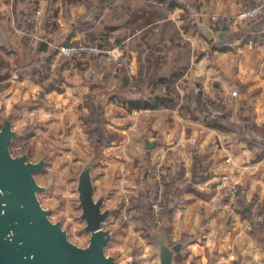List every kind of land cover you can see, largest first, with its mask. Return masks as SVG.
<instances>
[{
    "label": "crops",
    "instance_id": "0c3cea01",
    "mask_svg": "<svg viewBox=\"0 0 264 264\" xmlns=\"http://www.w3.org/2000/svg\"><path fill=\"white\" fill-rule=\"evenodd\" d=\"M64 1L56 0L57 5H52L56 17ZM66 1L71 14L76 10L83 14L88 7L83 0ZM249 1L181 0L173 5L170 0H99L102 44L119 51L116 59L109 60L107 51L108 56L71 63L64 77L67 84L61 90L50 88L48 108H38L48 123L79 120L85 95L92 96L93 107L103 108L105 123H110L105 126L113 138L106 146L107 154L100 151L99 185L103 191L99 196L105 194V205L114 211L118 210L120 192L139 195L157 187V198L162 191L159 169H164L170 180L176 176L178 181H186L170 220L171 242L183 243L176 264H264L260 242L264 233L255 235L247 229V215L227 210L225 191L227 185L238 184L247 201L264 202V14L221 33L209 16L211 12L235 14ZM11 5L17 12H28V4L21 0H0V16L6 24L15 13H11ZM202 6L206 13H199ZM14 18L16 21L10 19V23L19 20ZM87 21L80 22L84 25ZM126 29L134 34L127 38ZM137 29L142 32L137 34ZM76 31L74 26L65 30L67 37H76ZM20 43L8 46L21 57L24 43ZM42 46L46 47L43 52L53 51L48 43ZM144 70L147 83L143 87L151 91L148 97L160 96L162 103L130 108L125 104L133 91L130 81L142 79ZM20 84L33 92L42 89L30 78ZM235 86L240 89L238 95L232 93ZM201 90L214 99H227L223 113L237 125L246 124L248 137L236 128L210 123L194 104L180 108V100L185 96L198 98ZM28 92L6 93L2 100L5 113L15 112V102ZM18 110L19 120L22 110ZM147 141L153 146L148 148Z\"/></svg>",
    "mask_w": 264,
    "mask_h": 264
},
{
    "label": "rangeland",
    "instance_id": "374dc122",
    "mask_svg": "<svg viewBox=\"0 0 264 264\" xmlns=\"http://www.w3.org/2000/svg\"><path fill=\"white\" fill-rule=\"evenodd\" d=\"M21 1L24 5L25 3L28 4L27 20L24 22L26 25L24 26L23 31L19 33L21 36H18V41H14V43L18 44L23 42L30 51V54L28 58H25L24 60L22 59V56L20 57L19 55H16V53L13 52L14 50H11L8 44L0 42V126L3 122V116L7 115L2 102L5 94L9 92L17 94V91L18 93L22 92L25 94V92L29 90L30 92L28 93L29 95L31 94V96L28 95L27 97L20 98L21 100H17L13 106L15 110L14 127L19 131V134L11 145L12 152L14 154L29 152L30 158L33 161H38L44 156L48 157L45 168L36 174V177L41 184L50 187L49 190L39 193L41 202L45 207L51 209L50 217L52 220L63 221V226L68 230L69 237L73 242L81 246H86L90 241V233L85 230L86 222L80 216L82 209L79 206V193L77 191L78 175L83 166L88 161H91L97 153L95 129H100L99 137L104 139V146L101 149L102 154L104 151L105 153L108 152L106 146L109 147L113 136L109 127L105 126V124L108 125L110 123H105L102 128L99 127V117L97 112V108L99 107H93L92 96L90 95H85L83 97L84 108H82V112H79L81 113L80 115L78 113L80 116L78 117L79 120L76 121L72 119V123H68L70 119H67L66 123H48L46 114H39L40 111H38V108L42 106L48 108V100L46 97L47 93L51 91L50 88L53 89L54 86H56L55 88L61 90L63 85L67 84L64 77L68 74V69L71 63L84 59L93 60L99 56L107 55V51L109 53V56L107 55L109 60H115V55H117L119 51L101 46V43H103V40L105 41V38L102 31H99V11L96 10V5L99 7V0H88L93 5H89L87 0H83L84 3L88 4V7L83 14L77 10L76 13L72 14L68 12L66 8L69 7V4H67V1L65 0L60 5L61 12H59L58 17H56L55 12H53L55 9L53 11L51 9L52 5L53 7L54 5H57L56 0ZM10 8L13 11L11 12L12 14L15 12L14 15L10 17L11 20L15 19L14 16L19 17L24 11L20 10L17 12L13 5H11ZM201 9H203L206 13L205 6H202ZM58 11L59 10H56V12ZM36 12H38L39 15H37ZM96 13L98 15H96ZM35 14L37 17H34ZM211 14L226 13L211 12L209 13V16ZM10 19L7 20L9 31L11 33H16L18 30V23L21 21L17 18V22L12 24L9 21ZM85 19H88V21L83 25V22L80 21ZM73 21H75L76 24L72 25L71 22ZM211 22L213 21L211 20ZM22 24L23 23H20V25ZM79 25L81 27H78ZM72 26L77 29L76 37H67L68 33L65 32V30L70 29ZM126 30L128 34L127 38L129 35L134 34L131 29ZM30 32H34L36 34L37 45L35 46H30L28 43L26 34ZM141 32L142 31L140 29L136 30L137 34ZM64 40H67L65 42L70 43H92L99 49V53L96 50L94 53L84 52L78 55H66L61 52V49L59 50V46ZM111 40L113 41V39ZM43 43H48V45L52 47L51 49L57 52L54 57L51 58L50 62L46 60L39 61L38 66L32 68L31 71L30 66L27 64L32 62V58L38 59V56L45 58L47 55L49 56V54L53 53L51 50L47 53L44 52L43 54H39V50H41ZM38 69H40L39 71H41L40 73L42 75H50V78L46 82L36 79L35 71ZM6 75L13 78L5 79L4 77ZM142 76L143 77L140 83H138L135 78L130 81V87L132 90L140 91L143 85L147 83L146 70H144ZM25 78H30L31 80L38 82L42 89L40 88L39 90L33 92L28 87L24 88L25 86L20 84V82L24 81ZM236 88L239 89L238 86H235L233 91ZM233 91L232 93L234 94ZM238 94L239 93L234 95ZM196 99L197 97L194 99V97L191 98V96H185L184 99L180 100V108L185 106L190 107L193 104L198 107ZM220 99L222 100L223 98ZM29 100L32 101L31 105L28 103ZM22 101L26 102L21 103ZM18 102L21 104L17 105ZM20 108L22 110H20L22 112V117L18 120L16 118V111ZM222 113L223 110L221 109L218 115ZM66 115L70 116L69 114ZM21 134L23 135L21 136ZM58 141H60L59 145H57ZM105 156L107 155H104V157ZM93 173L95 174L96 196L99 197V194L103 191L101 185H99V159L93 168ZM104 179H106V176H104ZM109 180L110 177L108 176L106 181ZM230 187H240L239 211L231 210L229 207L231 200L232 205L235 203V200L228 190ZM242 190V187L238 184L227 185L225 190L228 197L227 210L236 215H244L243 208L245 205ZM114 195L117 196V192ZM149 195L154 196V190L149 191ZM155 197L156 196L153 197L148 209L149 217L154 223V210L152 204ZM139 199L140 195H135L128 191L120 192L116 204L118 210H115L113 214H111L110 219L105 223V226L111 228L113 232V238L107 245L106 251L107 253L114 254L116 256L117 264H130L135 257L139 258V264L160 263L152 231L144 223L141 217L142 211L140 209ZM246 210H250V215H248L250 221L247 229L251 230L253 228V223L250 216L253 217L255 211L261 212L263 215L262 220H264V202L261 200L252 201V205L247 206ZM165 211L166 219L167 201ZM260 224L262 225L264 233V221ZM162 225H156L155 227L159 230L162 228Z\"/></svg>",
    "mask_w": 264,
    "mask_h": 264
},
{
    "label": "water",
    "instance_id": "95a60500",
    "mask_svg": "<svg viewBox=\"0 0 264 264\" xmlns=\"http://www.w3.org/2000/svg\"><path fill=\"white\" fill-rule=\"evenodd\" d=\"M18 34L11 33L0 16V42L14 47ZM14 118V112L4 115L0 126V264H117L116 256L106 251L113 232L105 223L114 208L105 206V194L96 196L93 168L100 151L78 175L80 216L90 233L89 244L81 246L70 239L62 220L51 219V209L39 197L40 192L50 189L36 177L45 168L48 157L33 161L29 152H12L11 145L19 134ZM153 144L147 141L148 148ZM151 231L159 264H176L183 243L171 242V221L166 218L161 229ZM130 264H139V258L135 257Z\"/></svg>",
    "mask_w": 264,
    "mask_h": 264
},
{
    "label": "trees",
    "instance_id": "16d2710c",
    "mask_svg": "<svg viewBox=\"0 0 264 264\" xmlns=\"http://www.w3.org/2000/svg\"><path fill=\"white\" fill-rule=\"evenodd\" d=\"M170 1L172 2L173 5L181 4V0H170ZM88 3H89V5L91 4L89 1H88ZM91 5H93V4H91ZM96 6H97L96 10L99 11L100 7H98V5H96ZM96 15H98V14L96 13ZM26 20H27V13H25L23 11V13L19 16V21H21L20 23H23V24L20 25V23H18L17 28L23 29L24 26L26 25L24 23ZM64 43H68V42H64ZM101 46L104 47V45L102 43H101ZM43 48H46V47L42 46L41 50H39V54L44 53ZM56 52L57 51H54L52 54H49V56L47 55V57H45V58H42L39 56H38V59L32 58V62L28 63L27 65L30 66V70L32 71V68H34L35 66L36 67L38 66L39 61L46 60V61L50 62L51 58L54 57ZM29 54H30V51L28 50L27 46L24 44L23 49H22V57H23L22 59L25 60V58H28ZM39 70L40 69L35 71L36 79L40 80L42 82H46L50 78V75L44 76L40 73L41 71H39ZM136 80L138 83L141 82V79H136ZM150 92L151 91L149 89L146 90V88H144V87H142L140 89V91L133 90L132 95H131L132 97L130 96V97L126 98L125 104L128 105L130 108L141 109V108L153 107V106H156V105L162 103V98L160 96H156L154 98H149L148 94ZM97 110H98L97 112H98V117H99V127L102 128L106 122V117L104 115V110L102 107L97 108ZM206 116H207L206 118L209 120L210 123L217 125V126L226 125V126H229L231 128H236L241 133L242 136L248 137L249 129H248L247 125L246 124H244V125L235 124L232 121L231 116L227 115L226 113H222L216 117H210L208 115H206ZM99 133H100V129L99 128L95 129L96 147H97V150L101 151L102 147L104 146V139L99 137ZM22 135L23 134H21V136ZM178 179H180V177H176V176L174 177L173 176V178H171V180L167 183L166 191H167V195L169 196V198H168L169 201L167 203V216H166V218L169 220L172 219V216L174 213V203L179 201L181 194L186 189V186H185L186 181H178ZM157 190L158 189L156 187V189L154 190V196H156ZM139 195H140L139 204H140V209L142 211V215H141L142 220L150 229L156 230L157 229L155 227L156 225L154 222H152L151 218L149 217V213H148L150 203L152 202V199L154 196L153 195L150 196L149 193H147V190L141 191V193ZM242 195L244 197V205H245L243 208V213H244V215L248 216V215H250V210H246V207L251 206L252 202H249L246 200L243 191H242ZM250 219L253 223V228L251 229L252 233H254L255 235L262 233L263 232L262 225L260 223L257 224L252 216H250ZM186 237L188 238V236H185V238ZM189 237H191V236H189ZM260 242L264 246V239H261Z\"/></svg>",
    "mask_w": 264,
    "mask_h": 264
},
{
    "label": "built area",
    "instance_id": "2783aa9c",
    "mask_svg": "<svg viewBox=\"0 0 264 264\" xmlns=\"http://www.w3.org/2000/svg\"><path fill=\"white\" fill-rule=\"evenodd\" d=\"M201 13H205L203 9H200ZM264 13V0H250L245 3L240 11L235 14H211L210 18L213 21V26L215 30L219 33L221 32H230L235 29L238 24L249 22L255 18L260 17ZM39 15L38 12H36ZM36 14L34 17H37ZM37 23V22H36ZM27 35L28 43L31 46L37 45L36 34L34 32H30ZM25 35V36H26ZM90 43V42H89ZM98 47V46H97ZM66 55H78L84 52H92L94 53L96 50L99 53V49L96 48L92 43L91 44H82V43H62L59 46V50ZM96 52V53H97ZM234 94L239 93V89L236 88ZM198 103V107H200L206 115L215 117L217 116L221 109L222 105L226 103L227 99H218L215 100L206 90H201L198 98L196 99ZM250 126L253 127V123H250ZM158 180L160 181V188L162 191H159V195L154 199L152 207L154 210L153 220L155 224L160 226L165 220V206L167 199L165 198V188L167 187V183L170 181L169 174L164 169L158 170ZM229 193L235 200V203L232 205V200L230 201V209L239 211L238 207L240 206V187L229 188ZM261 212L255 211L253 214V218L256 223H261L263 218Z\"/></svg>",
    "mask_w": 264,
    "mask_h": 264
}]
</instances>
